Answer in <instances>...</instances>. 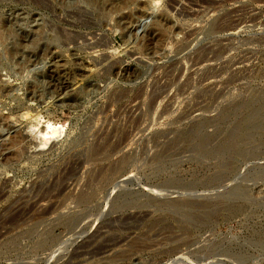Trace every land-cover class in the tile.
I'll use <instances>...</instances> for the list:
<instances>
[{"label": "rangeland", "instance_id": "rangeland-1", "mask_svg": "<svg viewBox=\"0 0 264 264\" xmlns=\"http://www.w3.org/2000/svg\"><path fill=\"white\" fill-rule=\"evenodd\" d=\"M247 102L264 106V0H0V264H264V177L253 204L182 208L211 212L191 225L124 204L227 174L222 154L255 178L264 128L234 148L202 135ZM37 121L63 133L42 146Z\"/></svg>", "mask_w": 264, "mask_h": 264}, {"label": "water", "instance_id": "water-1", "mask_svg": "<svg viewBox=\"0 0 264 264\" xmlns=\"http://www.w3.org/2000/svg\"><path fill=\"white\" fill-rule=\"evenodd\" d=\"M237 169V167H236ZM230 170L227 174L219 177H210L205 182L199 184L194 183H175L174 186H160L155 189L160 194H149L142 191L128 193L127 199L124 204L130 205H147L152 208H169L181 211L182 208L197 207L205 204H228V202H234L241 200L240 196L248 197L249 189L244 185L250 180H260L264 177V167H253L247 172L255 177L247 179L240 174L230 177L236 172ZM247 173V174H248ZM230 181V186L225 185ZM128 184H130L128 182ZM203 190L202 193H198V188ZM140 187V186H139ZM171 188V189H170ZM152 193V192H151ZM176 195V199L170 198V196ZM178 215V214H176ZM178 217V216H177Z\"/></svg>", "mask_w": 264, "mask_h": 264}, {"label": "bare ground", "instance_id": "bare-ground-1", "mask_svg": "<svg viewBox=\"0 0 264 264\" xmlns=\"http://www.w3.org/2000/svg\"><path fill=\"white\" fill-rule=\"evenodd\" d=\"M83 72H88V70H83ZM243 109H249L248 113H246V115L244 114L240 118L236 119V122L234 124L235 126L233 125L234 126L233 129L229 132V134L227 136H225V138L223 140H221V137H222L221 134L223 135L225 128L229 126L227 124L229 121H223L221 124H218V126L213 129V132L211 134L202 133L203 137H206L205 141L209 142L213 138H216L217 139V145L219 143H221V144H223L224 147L227 146L228 148H234V147L240 146L245 140H247L248 139L247 136H251V135L253 136L254 132H259L260 128H264V106L263 105L258 106V107H254V105L251 102H247V103L235 104L231 108V110L232 111L234 110V112L235 111L237 112V111L243 110ZM230 121H232V120H230ZM42 123H44V125H41L40 121H37V124H36V133L40 137L39 139H40L42 146H45L47 144V142H49L51 139H54V138L60 136L61 133H63L62 127L54 126L53 124H51V122H48V121H44ZM203 123H209V125H210L209 121H203ZM253 124L255 125V128L253 127L255 129L254 132L250 133V135L248 133V135H247L246 132L249 131L248 130L249 127ZM256 127H259V128H256ZM33 128H34V126H33ZM191 130H193V131H190L188 134L186 133V138L188 137V139L193 137L196 133V131L194 129H191ZM250 130H252V129H250ZM199 132H201V131H199ZM240 155H236V156H240ZM201 156L203 157V159H205V158L210 157L211 153L208 155H201ZM221 156L226 157V159H227L226 162L229 163V171L230 170L234 171L236 169V166L234 164H232V162L235 160V158H233V156H231L229 154H222ZM240 198H241V200H245V201H248V202L253 204V202H251L252 200L249 197L240 196ZM84 199H85V196L84 197L82 196L81 201L83 202ZM216 210H218V209H216ZM210 213L211 212L203 213V214H194V213L188 212L187 210H183L178 214V220L184 225H188V224L191 225V224H194L198 221L200 222L203 220L204 221L209 220L210 216L208 214H210ZM214 213H216V212H214ZM262 238H263V235H262ZM256 246L260 248L259 244H257ZM234 254H236V255H234L233 257H235L237 260L243 259V258H241L242 257L241 253L238 252V253H234ZM179 260H181V262H184V261L185 262H191L188 260L178 258V261ZM199 262H203V261L198 260V261H194L191 263L198 264ZM215 264H218V263H215ZM219 264H221V263H219Z\"/></svg>", "mask_w": 264, "mask_h": 264}, {"label": "built area", "instance_id": "built-area-1", "mask_svg": "<svg viewBox=\"0 0 264 264\" xmlns=\"http://www.w3.org/2000/svg\"><path fill=\"white\" fill-rule=\"evenodd\" d=\"M180 254H184V255H189L190 256V259L191 261H203V262H199L198 264H215V263H221V264H230V262H228L227 260H225L224 258H214V259H193L192 257V254L190 251H185L183 250ZM178 257H179V254L174 256V257H171V258H168L166 260H163L162 262H160L159 264H194V263H191V262H181V260L178 261Z\"/></svg>", "mask_w": 264, "mask_h": 264}]
</instances>
